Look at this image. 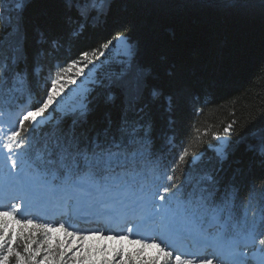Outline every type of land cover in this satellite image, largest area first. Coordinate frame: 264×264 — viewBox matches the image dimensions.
Wrapping results in <instances>:
<instances>
[{
  "label": "snow or ice",
  "instance_id": "obj_1",
  "mask_svg": "<svg viewBox=\"0 0 264 264\" xmlns=\"http://www.w3.org/2000/svg\"><path fill=\"white\" fill-rule=\"evenodd\" d=\"M38 2L0 0V264H264V130L233 141L230 123L146 186L158 121L174 124L186 88L160 21L141 41L116 18L110 39L69 57L113 0ZM224 3L239 17L254 6ZM248 135L262 174L225 175Z\"/></svg>",
  "mask_w": 264,
  "mask_h": 264
},
{
  "label": "trees",
  "instance_id": "obj_2",
  "mask_svg": "<svg viewBox=\"0 0 264 264\" xmlns=\"http://www.w3.org/2000/svg\"><path fill=\"white\" fill-rule=\"evenodd\" d=\"M253 5L247 16L239 17L224 0H113L111 18L98 19L79 43L69 47V57L99 47L111 38L116 18L141 41L148 25L160 21V36L176 51L186 88L174 124L165 123L163 115L158 121L155 149L145 161L150 179L174 166L181 147L204 152L230 123L235 122L233 141L250 130H264V24L259 0ZM35 7L43 11L48 5L40 0ZM256 142V136L248 135L237 144L225 175L231 176L236 168L256 177L262 174L259 160L245 151L247 144ZM212 155L208 151L207 156ZM214 166L213 160L200 171ZM186 169L187 165L176 167L175 175L183 179Z\"/></svg>",
  "mask_w": 264,
  "mask_h": 264
},
{
  "label": "rangeland",
  "instance_id": "obj_3",
  "mask_svg": "<svg viewBox=\"0 0 264 264\" xmlns=\"http://www.w3.org/2000/svg\"><path fill=\"white\" fill-rule=\"evenodd\" d=\"M97 55H98V53H97ZM100 59L103 60L104 58L101 57ZM97 64L99 65V61H97ZM85 71L87 72L88 70L85 69ZM96 71H97V69H93L92 74H90V80L95 78V73H96ZM89 86H90V81H86V82H85L83 85H81L80 87H81V88H87V87H89ZM73 87H75V86H73ZM27 103L29 104V103H30V100H28ZM20 107H21V109H23V108H25V105H24V106H23V105H20ZM224 135H225V134L223 133V134H221L220 136H224ZM215 144H216V140H215V143L212 144V145H215ZM145 184H146V183H145ZM40 238L42 239V237H40Z\"/></svg>",
  "mask_w": 264,
  "mask_h": 264
}]
</instances>
